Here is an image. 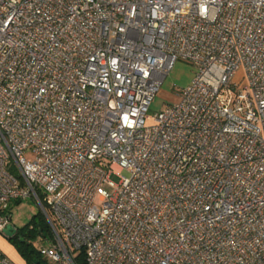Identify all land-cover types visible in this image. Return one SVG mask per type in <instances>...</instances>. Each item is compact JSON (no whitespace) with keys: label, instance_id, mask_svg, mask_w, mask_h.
<instances>
[{"label":"built area","instance_id":"1","mask_svg":"<svg viewBox=\"0 0 264 264\" xmlns=\"http://www.w3.org/2000/svg\"><path fill=\"white\" fill-rule=\"evenodd\" d=\"M28 197L51 264H264V0H0L2 235Z\"/></svg>","mask_w":264,"mask_h":264},{"label":"rangeland","instance_id":"2","mask_svg":"<svg viewBox=\"0 0 264 264\" xmlns=\"http://www.w3.org/2000/svg\"><path fill=\"white\" fill-rule=\"evenodd\" d=\"M194 71L195 66L190 62L179 59L174 63L170 72L165 76L159 91L156 93L147 110L146 114L148 118L145 120L146 125L154 123L155 114L158 113L165 105L173 103L177 100L178 91L190 82ZM243 76V69L240 68L236 73L234 80L239 85H242L245 83ZM110 177L114 181H118L119 179L116 175H111ZM10 215V223L15 227V229H21L23 227H27V225L30 226L32 220L39 222L44 219L43 221L46 222L38 204L31 197L21 200L19 203L13 202L11 205ZM47 237L50 238L49 235ZM28 242H30L32 247L36 249L43 244L40 241V237L28 239ZM0 250L14 264H29L26 257L21 255L18 251L16 243L1 233ZM43 258L46 259V257Z\"/></svg>","mask_w":264,"mask_h":264},{"label":"trees","instance_id":"3","mask_svg":"<svg viewBox=\"0 0 264 264\" xmlns=\"http://www.w3.org/2000/svg\"><path fill=\"white\" fill-rule=\"evenodd\" d=\"M14 202L19 203L20 201L16 200ZM11 205L12 203L10 204L9 214L11 213ZM43 220L39 222L32 220V225L30 224V226L27 225V227L16 229L15 233L9 237L16 243L18 251L21 253V255L26 257L29 264H51L40 254V246L38 249H36L32 247L30 242H28V239L40 237V241L44 244L45 239L48 238L47 236H50L49 226L47 222Z\"/></svg>","mask_w":264,"mask_h":264},{"label":"water","instance_id":"4","mask_svg":"<svg viewBox=\"0 0 264 264\" xmlns=\"http://www.w3.org/2000/svg\"><path fill=\"white\" fill-rule=\"evenodd\" d=\"M16 229L12 224H8L4 229H3V235L6 237H11L15 233Z\"/></svg>","mask_w":264,"mask_h":264}]
</instances>
